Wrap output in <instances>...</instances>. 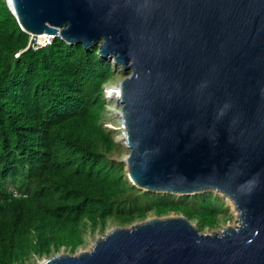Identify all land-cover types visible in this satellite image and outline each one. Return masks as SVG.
Returning a JSON list of instances; mask_svg holds the SVG:
<instances>
[{
    "label": "water",
    "instance_id": "obj_1",
    "mask_svg": "<svg viewBox=\"0 0 264 264\" xmlns=\"http://www.w3.org/2000/svg\"><path fill=\"white\" fill-rule=\"evenodd\" d=\"M6 2L31 37L99 45L131 71L121 85L133 186L220 189L241 211L212 234L184 216L149 218L39 264H264V0Z\"/></svg>",
    "mask_w": 264,
    "mask_h": 264
},
{
    "label": "trees",
    "instance_id": "obj_2",
    "mask_svg": "<svg viewBox=\"0 0 264 264\" xmlns=\"http://www.w3.org/2000/svg\"><path fill=\"white\" fill-rule=\"evenodd\" d=\"M33 45L0 0V264L75 255L90 236L151 216L182 215L201 233L230 220L213 193L177 197L132 185L106 126L105 87L117 73L99 45Z\"/></svg>",
    "mask_w": 264,
    "mask_h": 264
},
{
    "label": "rangeland",
    "instance_id": "obj_3",
    "mask_svg": "<svg viewBox=\"0 0 264 264\" xmlns=\"http://www.w3.org/2000/svg\"><path fill=\"white\" fill-rule=\"evenodd\" d=\"M37 38L40 39V37H37ZM40 40H41V42H43L42 39H40ZM107 59H110L112 61V63L114 64L115 70H116V73H117V78H116V81H114L113 83H111V84H109V85H107L105 87V98H106V101H107V122H106V126H107V128L109 130H111L112 132L115 133L114 135H115L116 142L122 146L123 155L121 157V161L125 163V160L130 155V150L127 148L126 142L124 140L125 130L123 128V123H122L123 120H122V117H121L122 116L121 114H122V108L123 107H122V105L119 104V102H118V100L116 98H113L112 92L114 91L115 88L120 86V84H121V82L123 80H125L128 77H130L132 73H131V71H128V72L124 71L123 67L118 65V64H116L111 57H107ZM204 193H213L217 197H220L222 200H224L226 207L229 208V212H228L227 216L230 219L226 223H221L220 227L217 230H215V231L207 230L204 233L212 234L214 232H219L222 229H225L226 227H234L235 228L236 226L239 225L240 220H239L238 214H237L238 211L234 209V206L231 204V202L229 200H227L226 197H224L223 195H221V194H219V193H217L215 191L202 192V194H204ZM163 195H167V194H163ZM177 197H183V196H177ZM170 216L175 217V216H182V215L172 214ZM150 218H153V216H151ZM193 225L196 226L195 223H193ZM113 228H115V227H113ZM113 228H109L106 231V233L109 232ZM105 234L104 235H96L94 237L90 236L89 239H88L87 246L81 248L78 251V253L84 252L86 250H89L96 243L97 239H99L100 237H104ZM62 253L65 254V252H62ZM39 263H40V261H37L36 264H39Z\"/></svg>",
    "mask_w": 264,
    "mask_h": 264
},
{
    "label": "bare ground",
    "instance_id": "obj_4",
    "mask_svg": "<svg viewBox=\"0 0 264 264\" xmlns=\"http://www.w3.org/2000/svg\"><path fill=\"white\" fill-rule=\"evenodd\" d=\"M63 28L60 29V34L62 32ZM45 34L43 35H32L33 37H42L44 36ZM113 56V59L116 57L115 55H112ZM111 57V56H109ZM112 58V57H111ZM112 96L113 98H116L119 102L120 105H122V120H123V128L125 130V133H124V140L126 142V146L127 148L130 150V152L132 151L133 147H130L129 144L131 145V141H130V137L128 135V128H127V124H126V121H125V112H124V101H122L123 97H124V94H123V86L120 84L119 87L115 88L114 91L112 92ZM209 190H214L215 192L223 195L224 197L227 198V200H229L231 202V204L234 206V209L238 211V218H240V215H241V211L237 208L236 206V201L234 199H232L227 193H225L224 191L220 190V189H212L210 188Z\"/></svg>",
    "mask_w": 264,
    "mask_h": 264
},
{
    "label": "built area",
    "instance_id": "obj_5",
    "mask_svg": "<svg viewBox=\"0 0 264 264\" xmlns=\"http://www.w3.org/2000/svg\"><path fill=\"white\" fill-rule=\"evenodd\" d=\"M36 41V45H33V48L35 50L47 47L48 45H50L52 43V41L54 40L53 36H48V35H44L42 37H40V39H42L43 42H41L40 39H38L37 37H33Z\"/></svg>",
    "mask_w": 264,
    "mask_h": 264
}]
</instances>
